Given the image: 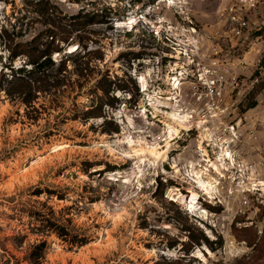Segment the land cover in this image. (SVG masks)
Here are the masks:
<instances>
[{
	"label": "rangeland",
	"instance_id": "1",
	"mask_svg": "<svg viewBox=\"0 0 264 264\" xmlns=\"http://www.w3.org/2000/svg\"><path fill=\"white\" fill-rule=\"evenodd\" d=\"M84 14L89 39L52 60L79 46L109 74L105 118L82 119L94 81L22 103L8 49ZM0 34V264H264V0H0ZM213 60L211 98L195 78ZM167 142L165 162L140 151Z\"/></svg>",
	"mask_w": 264,
	"mask_h": 264
},
{
	"label": "trees",
	"instance_id": "2",
	"mask_svg": "<svg viewBox=\"0 0 264 264\" xmlns=\"http://www.w3.org/2000/svg\"><path fill=\"white\" fill-rule=\"evenodd\" d=\"M85 17L86 14L82 17L80 15L59 16L56 22H53V28L50 34L45 36L46 40L44 42L40 41V38L36 36L28 42H17L12 48L8 49V64L2 66L10 70V78L7 80L5 78V80L8 84L16 86L15 93L21 98L22 103L31 104L37 98L36 93H44L46 91L53 92V94L60 93V91H63L61 90L63 87L73 83H77V88L70 87L71 89L79 88L82 90L85 83L94 81L91 92L90 90L86 92L87 95L90 93L91 101L90 106L83 111L82 119L105 118L103 108L105 105H109L107 98H109V93L112 90L111 87L112 85L117 87L115 81L110 79L109 74L107 72L102 73L96 64L93 65L88 59L76 63L74 58L76 59L80 55L79 53L75 54V52L79 50V46L73 52L65 53L64 59L57 65L52 60V54L61 51V44L67 45L77 39L80 42L79 45H84V41L89 39L88 36H83L80 32L76 36L77 38L72 37L73 33L84 31L86 23L83 19ZM98 54L100 55L97 52ZM18 57L23 58L24 63L14 68L12 63ZM80 57L81 59L84 58ZM95 58H100V56ZM69 62L74 64L73 69L68 68ZM73 78L74 80L72 81ZM255 106L256 102H252L249 108ZM101 131L117 133L119 130L115 126L113 128H102ZM58 236L62 237V234H58ZM202 240L208 243L205 237ZM190 243L198 245V240L191 239ZM68 244L71 248L81 247L87 244V241L85 239L69 240Z\"/></svg>",
	"mask_w": 264,
	"mask_h": 264
},
{
	"label": "bare ground",
	"instance_id": "3",
	"mask_svg": "<svg viewBox=\"0 0 264 264\" xmlns=\"http://www.w3.org/2000/svg\"><path fill=\"white\" fill-rule=\"evenodd\" d=\"M169 118L172 121V124L167 125V128L169 130V134H171V133L177 134L178 128H180V129L186 128L185 123L187 122V120H186L187 116H185V115L180 116L174 112V113L169 114ZM168 147H169V142L166 143V148L162 149L161 151L157 147L143 148V149H140V151H142L143 154H145V155H149L152 159L165 162L166 158H167L166 153H167ZM211 166H213V164L209 165V167H211ZM203 171L207 172L208 170L205 168ZM215 172L219 173V169H217V167H215ZM195 183L197 184V188L200 191H202L203 194H205V195H212L215 191L214 190V188H215L214 182L212 179L204 181V180L200 179L197 175ZM195 197H196V193L191 192V199L194 200Z\"/></svg>",
	"mask_w": 264,
	"mask_h": 264
},
{
	"label": "built area",
	"instance_id": "4",
	"mask_svg": "<svg viewBox=\"0 0 264 264\" xmlns=\"http://www.w3.org/2000/svg\"><path fill=\"white\" fill-rule=\"evenodd\" d=\"M218 63L216 61H211L209 65L201 66L196 72V83L198 92L199 89L205 91V95L211 98L219 96L221 93V85L224 81V75L218 72ZM217 69V70H216ZM198 98H201L198 95ZM228 132L235 135L234 125L228 126Z\"/></svg>",
	"mask_w": 264,
	"mask_h": 264
}]
</instances>
